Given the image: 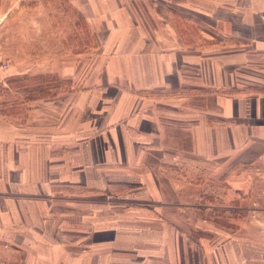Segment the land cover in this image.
<instances>
[{
	"label": "crops",
	"instance_id": "obj_1",
	"mask_svg": "<svg viewBox=\"0 0 264 264\" xmlns=\"http://www.w3.org/2000/svg\"><path fill=\"white\" fill-rule=\"evenodd\" d=\"M145 5L156 22L79 0L98 84L2 108L0 238L23 264H264V206L232 232L204 215L221 179L264 181V0Z\"/></svg>",
	"mask_w": 264,
	"mask_h": 264
},
{
	"label": "rangeland",
	"instance_id": "obj_2",
	"mask_svg": "<svg viewBox=\"0 0 264 264\" xmlns=\"http://www.w3.org/2000/svg\"><path fill=\"white\" fill-rule=\"evenodd\" d=\"M123 3L141 10L143 15L138 18L142 23L156 22L150 15L144 17L150 13L146 0H123ZM78 5L79 0H0V55L8 59L7 74H11L7 75L6 85L0 84V114L5 106L3 112L9 110L16 118V113L34 99L98 84L94 74L100 69L103 51L108 49L93 47L96 33L88 22L87 27ZM100 22L105 21L100 18ZM82 53L85 54L81 59ZM52 57L55 63L51 66ZM64 62L70 64L67 67L71 68V75L59 76L48 71L64 66ZM258 175L256 165L251 164L228 185L221 179L223 191L228 194L214 195L208 214H204L216 220L215 227L232 232L242 220L256 223L263 219L257 210L264 206L263 193L258 191L264 188V181ZM246 183L250 191L243 196L235 189ZM225 185L232 189H225ZM18 250L11 240L0 238V264H23Z\"/></svg>",
	"mask_w": 264,
	"mask_h": 264
},
{
	"label": "built area",
	"instance_id": "obj_3",
	"mask_svg": "<svg viewBox=\"0 0 264 264\" xmlns=\"http://www.w3.org/2000/svg\"><path fill=\"white\" fill-rule=\"evenodd\" d=\"M9 68V61L6 57L0 55V84L4 83Z\"/></svg>",
	"mask_w": 264,
	"mask_h": 264
}]
</instances>
